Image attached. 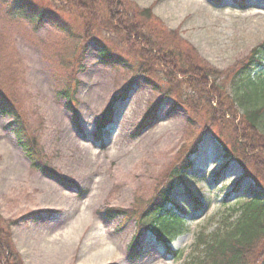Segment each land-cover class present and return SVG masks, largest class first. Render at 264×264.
<instances>
[{
	"label": "rangeland",
	"instance_id": "rangeland-1",
	"mask_svg": "<svg viewBox=\"0 0 264 264\" xmlns=\"http://www.w3.org/2000/svg\"><path fill=\"white\" fill-rule=\"evenodd\" d=\"M125 1L150 9L155 27L178 31L179 47L193 48L227 79L264 42V0ZM68 27L63 34L44 20L34 28L10 18L0 3V88L21 107L47 169L73 184L67 189L33 169L10 118L0 114V214L13 223L17 254L23 264H187L201 254L197 237L223 231L253 185L214 137L236 148L232 124L203 134L206 117L164 98L171 85L160 70L151 76L160 91L137 75L122 38L104 36L110 54L122 59L111 65L98 45L83 40L80 21L69 19ZM250 77L264 81V64ZM155 106L150 125L136 133ZM194 140L190 168L165 181ZM162 182L174 185L167 209L183 220V233L168 246L138 222Z\"/></svg>",
	"mask_w": 264,
	"mask_h": 264
},
{
	"label": "trees",
	"instance_id": "trees-1",
	"mask_svg": "<svg viewBox=\"0 0 264 264\" xmlns=\"http://www.w3.org/2000/svg\"><path fill=\"white\" fill-rule=\"evenodd\" d=\"M214 1L219 3V0ZM0 3L10 18L24 20L34 28L47 20L67 34L70 33L68 20L80 21L83 40L98 45L102 60L111 65L122 62V59L110 54L104 44V36L122 38L137 61V75L151 82L155 70H160L168 80L167 84L171 85L167 92H163L164 98H170L182 107L187 105L190 113L197 117H206L205 122L209 123L203 134L214 126L231 123L236 148L230 149L219 134L213 132V136L222 145L226 157L236 158L243 170V178L251 179L253 185L248 198L232 209L236 217L223 231L218 229L209 237L202 234L197 237L196 245L202 247L201 254L187 264H251L255 253L258 256L252 264H264V81L250 77L253 70L264 64V42L253 49L240 66L228 71L227 79L225 72L200 61L193 48L179 47L176 40L178 31L169 34L155 27L157 22L150 9H139L125 0H0ZM223 76L225 80L222 82ZM180 83L189 90V94L180 91ZM223 83L230 84L232 92H228V85ZM152 84L160 91L157 83L152 81ZM155 110L156 106L138 126L136 133L150 125ZM0 114L10 118L9 126L16 144L31 167L46 173L61 186L73 188L71 182L47 169L36 141L31 139L21 107L2 88ZM111 114V109L105 111L102 123L107 124ZM101 127L103 124L98 129ZM197 141L194 140L192 148L181 155L176 166L170 168L165 181L180 180L181 173L190 168L188 158L196 152ZM163 183L139 215L138 222L140 227L149 229L157 240L166 245L183 233V220L167 209V205L173 203L170 194L174 185L169 184L165 188ZM12 225L0 214V264H23L12 243ZM133 249L134 245L130 251Z\"/></svg>",
	"mask_w": 264,
	"mask_h": 264
}]
</instances>
